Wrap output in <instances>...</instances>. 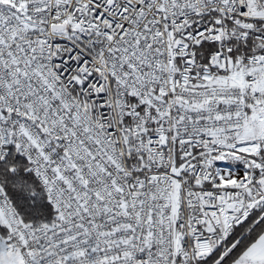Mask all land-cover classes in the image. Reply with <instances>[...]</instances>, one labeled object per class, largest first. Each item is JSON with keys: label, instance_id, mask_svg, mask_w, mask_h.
<instances>
[{"label": "snow or ice", "instance_id": "6c2138e0", "mask_svg": "<svg viewBox=\"0 0 264 264\" xmlns=\"http://www.w3.org/2000/svg\"><path fill=\"white\" fill-rule=\"evenodd\" d=\"M0 264H264V0H0Z\"/></svg>", "mask_w": 264, "mask_h": 264}]
</instances>
